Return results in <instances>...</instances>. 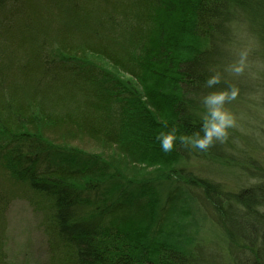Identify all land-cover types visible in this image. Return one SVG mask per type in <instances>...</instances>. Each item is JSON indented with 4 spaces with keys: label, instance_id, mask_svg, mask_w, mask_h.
<instances>
[{
    "label": "trees",
    "instance_id": "trees-1",
    "mask_svg": "<svg viewBox=\"0 0 264 264\" xmlns=\"http://www.w3.org/2000/svg\"><path fill=\"white\" fill-rule=\"evenodd\" d=\"M243 50L264 68V0H0V264L16 199L41 215L49 264H264L250 143L237 128L206 151L158 139L200 128Z\"/></svg>",
    "mask_w": 264,
    "mask_h": 264
},
{
    "label": "rangeland",
    "instance_id": "rangeland-1",
    "mask_svg": "<svg viewBox=\"0 0 264 264\" xmlns=\"http://www.w3.org/2000/svg\"><path fill=\"white\" fill-rule=\"evenodd\" d=\"M97 59L109 65L103 59ZM238 59L239 54L233 53L229 65ZM108 68L117 74L115 68L110 66ZM263 71L264 68L259 64L258 59L247 55L244 71L240 74L233 73V83L223 82L221 88L236 87L239 92H248L247 95L244 94L245 96L238 95L237 99L229 102L227 106L238 117H242L238 121L237 131L250 143L245 150L261 153L260 159L264 162V114L259 103V100L264 98V93L254 91L256 86L254 82H258ZM246 100L257 102V105L248 106ZM203 114L200 115L203 116ZM252 155L254 156V153ZM160 163L161 166L162 163ZM202 167H196L193 172L211 178L208 172L210 168H204V165ZM5 227L6 231L4 235H1L5 253L4 264H49V242L41 227V215L26 200L16 199L11 204L5 214Z\"/></svg>",
    "mask_w": 264,
    "mask_h": 264
},
{
    "label": "clouds",
    "instance_id": "clouds-1",
    "mask_svg": "<svg viewBox=\"0 0 264 264\" xmlns=\"http://www.w3.org/2000/svg\"><path fill=\"white\" fill-rule=\"evenodd\" d=\"M248 55L247 50L239 53V59L230 64L226 70L234 74H240L245 69V62ZM221 82L219 72L208 76L204 84L207 88L213 89ZM239 89L231 87L223 90H213L202 97V105L205 112L202 117L200 128L192 133L177 135L175 129L159 134V142L164 152H171L177 140L186 148L206 151L211 145L224 142L229 138L230 130L238 127V121L242 117L233 112L227 105L236 100Z\"/></svg>",
    "mask_w": 264,
    "mask_h": 264
},
{
    "label": "bare ground",
    "instance_id": "bare-ground-1",
    "mask_svg": "<svg viewBox=\"0 0 264 264\" xmlns=\"http://www.w3.org/2000/svg\"><path fill=\"white\" fill-rule=\"evenodd\" d=\"M116 77H121V78H125L126 79V76L121 72V71H117V74L115 75ZM254 83H257V82H254ZM260 156H261V153L257 152V151H254V160L256 162H261V159H260ZM192 164V163H191ZM189 164L188 166H186V169H188V172L186 173H189V174H195L193 172V170L196 168V167H200L199 165H192ZM199 174V173H198ZM245 182H240L238 180H231L230 182L227 183V187L232 190V191H241L243 185H244Z\"/></svg>",
    "mask_w": 264,
    "mask_h": 264
}]
</instances>
